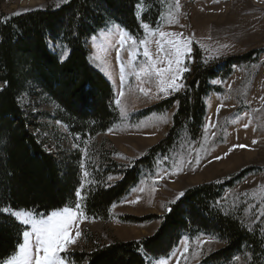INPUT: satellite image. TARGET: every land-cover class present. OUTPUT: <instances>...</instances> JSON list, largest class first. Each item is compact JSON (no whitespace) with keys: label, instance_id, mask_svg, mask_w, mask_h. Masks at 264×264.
Instances as JSON below:
<instances>
[{"label":"rangeland","instance_id":"1","mask_svg":"<svg viewBox=\"0 0 264 264\" xmlns=\"http://www.w3.org/2000/svg\"><path fill=\"white\" fill-rule=\"evenodd\" d=\"M68 1L0 0V13L17 15L37 8H56ZM156 1L160 5V15L154 25L143 20L146 7L137 6L141 34H131L137 40L136 45L129 39L121 45L120 33L123 32L125 37L130 33L115 22L87 39L88 63L110 83L118 114L106 130L83 140L72 136L58 104L33 80L26 82V89L18 98L19 106L29 120L28 129L59 165L62 166L73 152L80 155L77 162L83 187L80 185L78 189L83 198L79 202L86 218L77 221L81 235L68 252L92 248L85 232L95 235L101 244L106 245L117 240L151 236L179 193L198 184L228 179L252 168L225 191L219 204L235 214L250 230L259 232L263 253L254 261L251 251L244 248L224 264H264V216L260 215L264 213V0H178L179 7L176 6L177 0ZM152 14L149 19L154 17ZM143 23L150 27L143 28ZM161 31L179 35L161 38ZM139 40L147 41L153 59L144 57L145 45H140ZM169 40L188 42L186 54L180 58V67L189 69L178 79L183 88L170 95L158 92V78L153 68L166 67L169 59L173 60V68L176 67ZM49 47L60 60L68 56V50L63 46L50 43ZM253 50L259 52L251 59L233 65L226 77L210 80L211 90L204 99L206 115L199 137L192 139L182 130L174 145L158 155L152 165L143 168L129 193L111 206L108 220L85 215L83 205L88 190L119 180L120 175L109 170L119 169L143 157L151 146L166 136L177 104L165 110L151 108L182 91L187 72L199 62L204 66L218 67L226 58ZM141 69L148 71L142 72ZM141 87L150 89L149 95L145 96ZM121 91L123 96H120ZM157 95L161 98L157 99ZM117 98L120 99L119 105L115 103ZM209 124L211 126L206 129ZM113 163L119 166L114 167ZM84 172L88 175L85 176ZM125 217L145 220H126ZM75 231L74 226L72 235ZM224 245L225 242L215 235H186L166 257L146 256V260L148 264H158L161 259L167 264H204L203 259ZM66 253L62 252L61 256L65 257Z\"/></svg>","mask_w":264,"mask_h":264},{"label":"trees","instance_id":"2","mask_svg":"<svg viewBox=\"0 0 264 264\" xmlns=\"http://www.w3.org/2000/svg\"><path fill=\"white\" fill-rule=\"evenodd\" d=\"M139 4L146 7L143 20L154 25L160 15L156 0H69L56 8H37L17 15L0 13V209L48 213L75 205L76 191L81 185L79 153L73 152L59 165L28 129L29 120L18 98L26 89V82L33 80L58 104L72 136L83 140L106 130L118 114L110 83L88 63L87 39L111 22L139 36L141 26L136 14ZM151 14L154 17L149 19ZM50 43L63 46L68 56L60 60L50 49ZM258 52L226 58L218 67L199 62L187 72L184 89L151 108L165 110L177 104L166 136L143 157L109 170L119 174V180L88 190L83 205L85 215L108 220L111 206L129 193L143 168L174 145L182 130L192 139L199 137L210 80L226 77L233 65L251 59ZM251 169L186 189L182 197L169 205L171 211L168 209L161 217L160 226L151 236L106 245L85 232L92 248L67 252L64 256L71 264H148L146 256L166 257L183 236L206 233L217 236L225 245L202 263H227L244 248L251 251L256 261L263 253L259 232L250 230L219 204L225 191ZM25 229L12 216L0 214V255L11 253L22 242V235L19 240L17 237Z\"/></svg>","mask_w":264,"mask_h":264},{"label":"snow or ice","instance_id":"3","mask_svg":"<svg viewBox=\"0 0 264 264\" xmlns=\"http://www.w3.org/2000/svg\"><path fill=\"white\" fill-rule=\"evenodd\" d=\"M59 6V5H58ZM176 6L179 7L177 0ZM19 14V13H17ZM143 28H149L147 23L142 24ZM172 35L176 36L179 34H169L165 32H159L161 38ZM129 39L132 41L133 45L137 44V40L134 39L131 34L125 37L124 33H120V43L123 45L125 40ZM140 45H145L143 48V55L148 59H153V56L149 49L147 48L146 40H139ZM168 43L171 45V52L175 56V65L173 68V60L169 59L167 61V66L164 68L155 67V75L158 78V92L163 94H172L183 88L182 83H178V79L181 78L182 72H186L189 69H181V56L185 55V50L187 49V43H181L179 40H169ZM168 55V53H165ZM98 59V57H97ZM123 71V69H121ZM142 72L148 71V69H141ZM123 79V77H121ZM7 82H5L6 86ZM2 90V89H0ZM140 91L144 93L145 96L149 95L150 89L140 88ZM120 96H123V91L120 92ZM157 99L161 98L157 95ZM115 103L120 104V99L117 98ZM220 107H224L221 105ZM219 112V108L217 109ZM210 124L206 126V129ZM247 127V125H245ZM255 143V141H253ZM239 147H245L240 145ZM198 158V157H197ZM221 157H216L220 159ZM166 159V157H165ZM191 163V161H189ZM81 167H83L81 165ZM87 176L88 173L84 172ZM162 178V177H161ZM112 180V177L108 178ZM83 184L81 185V188ZM142 191V189H141ZM184 195L183 192L179 193L177 199ZM77 202L75 207H64L59 210H53L50 213H42L35 209H12L11 207H6L0 209V214L12 216L23 228V226H29L22 233L18 234V240L22 235V242L17 243L11 253L0 255V264H71L67 257H62V252H68L70 246L77 243V239L80 237L81 232L79 230V225L77 221L85 219L81 209L80 200L83 198L81 196V191L78 189L76 191ZM128 203H136V201H127ZM175 203V201H172ZM171 211V209H169ZM264 216V213L260 214ZM257 218H260L259 216ZM76 228L75 234L72 235L73 228ZM203 243V241H201ZM188 250L186 241L184 242V251ZM174 254V253H173ZM182 254V253H181ZM158 264H167L166 260L161 259Z\"/></svg>","mask_w":264,"mask_h":264}]
</instances>
